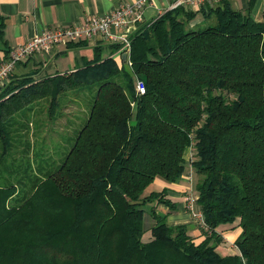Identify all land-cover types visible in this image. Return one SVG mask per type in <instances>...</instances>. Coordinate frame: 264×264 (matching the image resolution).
Returning <instances> with one entry per match:
<instances>
[{
    "label": "trees",
    "instance_id": "1",
    "mask_svg": "<svg viewBox=\"0 0 264 264\" xmlns=\"http://www.w3.org/2000/svg\"><path fill=\"white\" fill-rule=\"evenodd\" d=\"M195 15L178 6L145 23L127 60L114 42L119 59L97 48L83 67L1 87L0 264H264V20L229 3L208 23ZM4 27L0 14V37ZM81 88L83 115L48 163L30 105L49 99L53 116ZM189 147L201 240L157 211L177 207L168 188L148 192L181 179ZM222 226L242 228L236 254L217 250Z\"/></svg>",
    "mask_w": 264,
    "mask_h": 264
},
{
    "label": "crops",
    "instance_id": "2",
    "mask_svg": "<svg viewBox=\"0 0 264 264\" xmlns=\"http://www.w3.org/2000/svg\"><path fill=\"white\" fill-rule=\"evenodd\" d=\"M135 1L137 0H0V14L5 18L3 37H0V63L8 57L13 48L27 42L48 27L77 24L83 22L88 16L104 15L123 3ZM177 1L149 0L144 8V22L140 27L178 6L196 13L191 20L192 25L208 23V21L214 20V16H210L211 8L225 3H229L238 10H249L252 18L257 21L264 20V0H194V3L183 4H178ZM97 48L102 56H109L113 53L115 58L119 59L120 53L113 51L110 44L100 37L85 40L83 43H61L53 46L50 50H43L19 62L10 78L26 76L43 78L83 67L94 60ZM127 66L129 67V65ZM189 159L190 155L186 158V172L178 182L167 183L158 178L150 186L148 192L162 191L164 188H168L166 198L176 203L177 207L170 210L167 205L159 204L156 206L157 211L167 214L170 224H187L190 233L198 236L201 240L202 231L189 213L185 202V194L189 186L186 177L191 170ZM197 181L198 178L194 173V187ZM152 205L154 207V204L145 206L149 215V223L154 222L150 214ZM198 208L200 209L199 206ZM220 232L224 242L217 247V250L224 256L236 254L238 249L235 242L240 236L242 228L222 226Z\"/></svg>",
    "mask_w": 264,
    "mask_h": 264
},
{
    "label": "built area",
    "instance_id": "3",
    "mask_svg": "<svg viewBox=\"0 0 264 264\" xmlns=\"http://www.w3.org/2000/svg\"><path fill=\"white\" fill-rule=\"evenodd\" d=\"M148 1L137 0L123 3L107 14H94L77 24L57 25L46 28L27 42L13 48L8 57L1 61L0 86L2 87L8 83L19 62L43 50H50L53 46L61 43L85 41L100 37L109 44L119 43L122 46L121 52L127 53L128 59L131 48V36L144 22V8ZM194 2V0L177 1L178 4ZM136 88L138 93H144L146 87L144 82L138 79ZM190 154L189 163L191 165L193 155L191 147ZM193 177L194 171L191 166V170L186 177V180L189 181V186L185 194V202L196 223L202 228L208 229L204 214L197 206L198 198L196 199L193 195Z\"/></svg>",
    "mask_w": 264,
    "mask_h": 264
},
{
    "label": "rangeland",
    "instance_id": "4",
    "mask_svg": "<svg viewBox=\"0 0 264 264\" xmlns=\"http://www.w3.org/2000/svg\"><path fill=\"white\" fill-rule=\"evenodd\" d=\"M126 68L129 67L126 65ZM87 94V88L68 91L63 97H61L68 104H66L61 111L58 110L53 116L49 113V99L36 101L30 105L33 106L35 111H39L41 116L38 120L36 119V123L34 122L30 127L32 128L31 131L35 134L36 142H38L37 148L40 151V155H43V157L47 159L46 162L54 164V162L56 163L55 159H58L61 156L59 151L61 150L60 148L63 143V134L68 131V128H72L77 124L80 117H82L84 110L79 108V105L84 101ZM20 115L21 113L17 114L16 117H19ZM12 138L13 145L10 148V154H21L20 151L23 150V147L21 146V136L15 133ZM185 155L186 158L189 155L191 156L190 147L187 149ZM195 176L198 178L197 174ZM193 195L196 199L198 198V190L196 187H194ZM148 236H150V233H147L145 238Z\"/></svg>",
    "mask_w": 264,
    "mask_h": 264
},
{
    "label": "water",
    "instance_id": "5",
    "mask_svg": "<svg viewBox=\"0 0 264 264\" xmlns=\"http://www.w3.org/2000/svg\"><path fill=\"white\" fill-rule=\"evenodd\" d=\"M127 55H128L127 53H124V54H123V58H124L125 60H127Z\"/></svg>",
    "mask_w": 264,
    "mask_h": 264
}]
</instances>
